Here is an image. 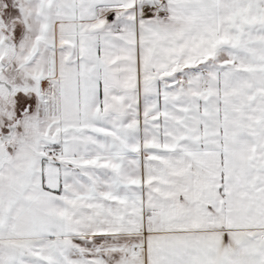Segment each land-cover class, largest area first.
Returning <instances> with one entry per match:
<instances>
[{"label":"snow or ice","instance_id":"6c2138e0","mask_svg":"<svg viewBox=\"0 0 264 264\" xmlns=\"http://www.w3.org/2000/svg\"><path fill=\"white\" fill-rule=\"evenodd\" d=\"M0 264H264V0H0Z\"/></svg>","mask_w":264,"mask_h":264}]
</instances>
